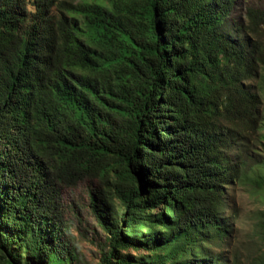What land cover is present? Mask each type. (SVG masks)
<instances>
[{
    "label": "trees",
    "instance_id": "obj_1",
    "mask_svg": "<svg viewBox=\"0 0 264 264\" xmlns=\"http://www.w3.org/2000/svg\"><path fill=\"white\" fill-rule=\"evenodd\" d=\"M234 6L0 0V264L76 263L61 192L83 180L99 264H241L226 209L264 195V10Z\"/></svg>",
    "mask_w": 264,
    "mask_h": 264
},
{
    "label": "rangeland",
    "instance_id": "obj_2",
    "mask_svg": "<svg viewBox=\"0 0 264 264\" xmlns=\"http://www.w3.org/2000/svg\"><path fill=\"white\" fill-rule=\"evenodd\" d=\"M253 7L264 10V0H235L231 20L246 23V9ZM251 37L255 35L251 34ZM264 145V144H263ZM83 180L75 186L64 187L61 192L63 211V238L76 246L77 260L75 264H99L102 231L88 207V187L92 185ZM264 210V195L253 192L251 188L233 189L228 198L226 213L234 215V230L230 244L225 248L226 255H237L241 264H250V259H259V242L255 237L256 215ZM132 255L134 250L125 251Z\"/></svg>",
    "mask_w": 264,
    "mask_h": 264
}]
</instances>
